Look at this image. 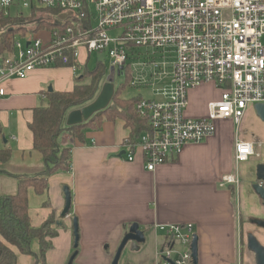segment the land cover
I'll return each mask as SVG.
<instances>
[{"label":"crops","instance_id":"obj_1","mask_svg":"<svg viewBox=\"0 0 264 264\" xmlns=\"http://www.w3.org/2000/svg\"><path fill=\"white\" fill-rule=\"evenodd\" d=\"M24 35L15 39L21 40ZM84 52L77 61L79 67H87L89 62ZM81 74L82 71L74 72L67 66L35 69L24 79H10L0 85L5 91L0 98V149L11 150V157L1 166L0 196L17 193L16 177L35 176L44 171V160L33 149L32 132L28 128L32 112L46 105L47 93L72 91ZM104 82H100L95 96ZM210 85L189 91L184 111L188 118L205 117L208 102L220 98L219 91ZM209 87L213 94L198 99L197 95H204ZM137 91L150 94L147 89ZM196 99L201 102L193 107ZM251 109L246 110L239 125L230 119L216 121L213 135L201 143L186 145L177 159L157 166L152 172L144 168L139 151L134 161L125 158L122 141L130 130L120 119L103 121L99 128L84 129L83 141L68 136L69 169L50 174L47 189L42 194L27 189L30 225L36 228L47 218L54 220L57 234L47 239L51 247L44 254V262L67 264L76 253L73 264H111L132 224L144 232L145 240L146 232H152L154 259L163 238V233L154 226L190 223L197 237L198 264H254L245 234L255 231L264 247V231L256 232L248 222L264 216L259 198L250 188L260 159L254 156L236 164L233 154L235 141L239 139L264 145V122L256 116L253 107ZM69 112L64 115V125ZM62 142L63 139L60 144ZM231 174L237 176L238 186L221 187V179ZM64 187L69 189L71 206L67 215L61 217L65 207ZM74 220L77 248H73ZM30 249L32 255L15 250L16 264H39L38 240L31 242ZM124 251L131 256L124 264H147L142 244L135 247L128 244Z\"/></svg>","mask_w":264,"mask_h":264},{"label":"built area","instance_id":"obj_2","mask_svg":"<svg viewBox=\"0 0 264 264\" xmlns=\"http://www.w3.org/2000/svg\"><path fill=\"white\" fill-rule=\"evenodd\" d=\"M44 10L55 13L48 19L58 27L36 30ZM11 11L31 21L12 54L0 56V85L35 69L67 66L75 72L80 47L88 55L106 53L115 72H124L131 60V87L150 91V99L135 106L149 129L122 143L125 158L134 161L139 151L148 172L213 135L216 121L239 125L248 106L264 104V0H0L1 14L11 17ZM205 84L220 98L208 102L205 117H186L188 92ZM4 94L0 88V98ZM67 144L66 135L61 145ZM258 145L236 140V164L254 156ZM238 182L231 174L219 184ZM154 228L163 233L155 264H193L192 224Z\"/></svg>","mask_w":264,"mask_h":264},{"label":"trees","instance_id":"obj_3","mask_svg":"<svg viewBox=\"0 0 264 264\" xmlns=\"http://www.w3.org/2000/svg\"><path fill=\"white\" fill-rule=\"evenodd\" d=\"M48 11V10H47ZM27 18L5 17L0 12V56L10 55L13 52L14 41L22 36L26 29L22 23ZM59 24L50 18L40 21L36 30L55 29ZM82 74L76 78L75 87L70 92H50L46 96V105L37 107L32 112V122L28 128L32 132V146L44 160L45 169L35 176L20 175L17 179V193L15 195L0 196V264H16V251L20 254L32 255L30 244L34 240L39 242V264L44 262V254L50 249L47 239L55 235L54 220H47L39 227L33 228L28 217L27 192L32 188L37 194L46 191L47 179L54 172H64L69 169L70 147L61 145L63 136L83 141L84 129L99 128L103 121L120 119L125 128L130 130L129 138L135 142L136 138L148 131L146 121L136 112V104L143 99L141 94L124 99L121 97L125 87H131L132 79L131 60L124 67V83L115 90L112 101L105 110L94 113L91 119L77 126L63 124L65 113L91 103L99 84L107 73L102 62L90 70L87 67H77ZM11 157V150L0 149L1 166ZM16 250V251H15ZM76 250V249H75Z\"/></svg>","mask_w":264,"mask_h":264},{"label":"water","instance_id":"obj_4","mask_svg":"<svg viewBox=\"0 0 264 264\" xmlns=\"http://www.w3.org/2000/svg\"><path fill=\"white\" fill-rule=\"evenodd\" d=\"M29 43H27L26 46H28ZM110 75H113L115 70L112 66L109 67ZM108 75L105 79V82L102 84L100 92L95 96L94 99H92L91 103L76 108L75 110L70 111L67 114L66 119V125L67 126H77L79 124H82L84 122H87L94 113L103 111L106 109V107L110 104L112 101L113 95L115 93V87L112 85V77ZM51 91V88H49ZM253 109L255 110L256 116L264 122V104H255L253 106ZM123 153V152H122ZM121 156V155H120ZM251 190L253 194L259 198V200L262 202V206L264 207V166L261 164H258L256 166L255 171V179L253 184H251ZM63 195H64V204L65 207L63 211L61 212L60 216L65 217L67 215L69 208L71 206L70 204V192L69 189L66 187L63 188ZM258 226H261L264 228V222H259ZM123 239L121 240L119 247L117 248L111 264H118L120 256L122 252L125 250L128 244L130 246H140V244L144 243L145 236L144 232L141 231L136 224H132L129 226V228L126 230ZM73 233H74V242H73V248H77V241H78V233H77V224L76 220L73 221ZM246 242H247V250L249 253L254 256V264H264V247L261 245L259 241H256L255 238L248 234L246 236ZM192 258H193V264H198V258H197V249H198V243H197V237L196 235L192 239ZM76 253H73L72 256L67 261V264H73V259L75 257Z\"/></svg>","mask_w":264,"mask_h":264},{"label":"rangeland","instance_id":"obj_5","mask_svg":"<svg viewBox=\"0 0 264 264\" xmlns=\"http://www.w3.org/2000/svg\"><path fill=\"white\" fill-rule=\"evenodd\" d=\"M28 13H29L28 10H24L23 11V14H25V15H29ZM10 14H11V17L14 18V16H15L14 12L11 11ZM37 17L39 18L40 21H44V19H46L48 17H55V13H52L51 11L44 10V11L40 12V14L37 15ZM29 21H31V19H29L28 21L22 23L23 24L22 27L23 28L29 27L30 26L29 25V23H30ZM110 34L111 35H115L116 32H113L112 31V32H110ZM17 38H20V37L17 36ZM261 44H262V46L264 48V38L261 40ZM83 51H85L84 53H86V50L83 47H80V48L77 49V56H78L77 57V61H80V57H81L80 56V53H82ZM143 51H144L143 49L138 50V52H143ZM86 55H87V53L85 54V56ZM87 56H89V58H88V61L89 62L87 64V69L88 70L94 68L96 66V63L97 62H102L103 65L106 67V70H107L106 77L108 75H110L109 74L110 73V70H109V67H110L109 66V57H108V55H106V53L93 52V53H91V54H89ZM110 76L113 79L112 80V85H114L115 90L118 89V88H120L121 85H123L124 79H125L124 72H122L121 70H119V71L117 70L116 72H114L113 75H110ZM104 80H105V78H104ZM210 86H212V85H210ZM206 90H207V93H205L204 95H197V98L198 99H201L203 97H206L208 95H212L213 94L211 87L207 88ZM136 94H138L137 89H134L133 87H130V86L128 87L127 86V87H125L122 90L121 97L124 98V99H129V98L135 97ZM188 94H189V92H188ZM141 95H142V98H145V99H147V98L150 97V94H148V92H146V91H142L141 92ZM200 102H201L200 100H197L196 99V101L193 103L192 106L193 107H197ZM251 108H252L251 106H248L247 107L248 110H252ZM184 115L186 117H190L186 113ZM56 234L57 233H55V235ZM146 234H147L146 235V238L147 239L144 241V243H142V246H143V254H144L145 258H147V261H148L147 264H155V260L153 259V255L151 256V254L153 252V248H154L153 234H152L151 231L146 232ZM160 235H162V233ZM126 259H131V256L125 254V251H123L122 254H121V256H120V259H119V263L118 264H124Z\"/></svg>","mask_w":264,"mask_h":264},{"label":"flooded vegetation","instance_id":"obj_6","mask_svg":"<svg viewBox=\"0 0 264 264\" xmlns=\"http://www.w3.org/2000/svg\"><path fill=\"white\" fill-rule=\"evenodd\" d=\"M259 145H260V147H259ZM257 147H255V149H254V156L256 157V158H259L260 160L256 163V165H255V168H256V166L258 165V164H261V165H263L264 166V158H263V156L262 155H264V145H261V144H259ZM257 150H259L258 152H257ZM254 156H252V157H254ZM255 171H256V169H255ZM254 179H255V175H254ZM254 179H253V181H252V184H253V182H254ZM260 201V200H259ZM260 204H261V207H262V209H263V212H264V207L262 206V202L260 201ZM248 222L251 224V226H253V227H255V230H256V232L258 231V230H260V231H264V228L263 227H261V226H258L259 224V222H264V216H261V217H257L256 219H254V218H251V219H249L248 220ZM259 232V231H258ZM248 234H251L254 238H255V240L256 241H259L260 242V239H257L256 238V236L257 235H255V231H248V232H246V234H245V237L248 235ZM242 237H243V233L241 232V242H242ZM262 238V237H261Z\"/></svg>","mask_w":264,"mask_h":264}]
</instances>
